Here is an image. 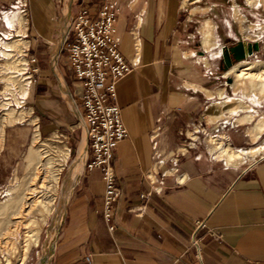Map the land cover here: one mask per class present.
I'll use <instances>...</instances> for the list:
<instances>
[{
  "label": "crops",
  "instance_id": "0c3cea01",
  "mask_svg": "<svg viewBox=\"0 0 264 264\" xmlns=\"http://www.w3.org/2000/svg\"><path fill=\"white\" fill-rule=\"evenodd\" d=\"M12 1L0 0V8ZM102 2L27 0L21 32L20 25L0 20V33L16 28L22 48L37 58L38 81L26 97L42 135L64 136L63 215L48 264H198L192 235L200 220L208 226L201 231L203 264H264V157L229 166L211 159L199 143L178 162L164 161L147 175L159 153L180 142L183 128L203 121L207 77L202 59L193 58L181 0H117V36L131 71L117 84L128 135L112 158L121 197L113 211L115 227L108 229L101 170L85 166L90 149L82 128L83 86L66 49L81 7L95 12ZM25 140L24 130H9L6 148L15 155Z\"/></svg>",
  "mask_w": 264,
  "mask_h": 264
},
{
  "label": "rangeland",
  "instance_id": "374dc122",
  "mask_svg": "<svg viewBox=\"0 0 264 264\" xmlns=\"http://www.w3.org/2000/svg\"><path fill=\"white\" fill-rule=\"evenodd\" d=\"M58 1L62 3L64 0ZM235 6L255 26L256 31L264 26V6L260 3L250 6L246 0H181L184 18L189 23L186 30L190 33L189 40L195 51L193 58L202 59L199 61L207 77L206 83L201 87L205 94L203 109L198 106L205 114V119L202 118L206 120L204 126L210 138L219 134L227 138L219 146L225 144L245 150L264 145V129L256 141L251 140L256 131L255 123L264 118V94L261 93L263 84L256 81L252 85L250 78L244 76L236 79L235 72L231 69L235 66L241 68L248 62L254 64L255 70L264 69V31L260 29L257 36H252L254 29L243 33ZM26 9L27 0H13L0 8V20L8 26L16 25L17 28L20 25L21 32L26 24ZM73 9L76 11L77 7L74 6ZM207 20L212 22L209 25L212 32L210 41L204 35L209 28L205 25ZM16 28L3 32L8 38L0 40V264H48L52 243L63 215L64 190L60 167L62 163L64 165L66 150L63 148L62 133L42 135L38 113L27 101L29 87L38 81L37 71L34 72L36 81L27 89L19 75L6 78L7 69L18 72L24 67L25 59L18 54L22 52L24 39L18 35L20 32ZM238 41L251 43L253 52L246 58L234 60L231 67L226 68L224 48L232 47ZM196 50L201 53H196ZM204 57H207V64ZM222 69L226 70L224 75L217 76V71ZM240 102H244L243 108L228 110ZM12 129L26 132V140L15 155L6 148L7 134ZM32 148L36 151L31 152ZM63 157L65 158L61 160ZM263 157L264 153H260L251 160L235 165L227 163L221 157L218 161L238 166L254 163ZM45 186H51V191L44 197L47 203L45 207L37 204L31 208H21L30 196L31 188H35L36 197H29L30 203L35 198H42ZM5 203L8 206L3 210L1 205ZM20 210L24 215L15 219L14 213ZM28 234L33 235L28 240L29 246L25 253Z\"/></svg>",
  "mask_w": 264,
  "mask_h": 264
},
{
  "label": "built area",
  "instance_id": "2783aa9c",
  "mask_svg": "<svg viewBox=\"0 0 264 264\" xmlns=\"http://www.w3.org/2000/svg\"><path fill=\"white\" fill-rule=\"evenodd\" d=\"M120 11L121 7L117 0H104L95 12L87 6L81 7L73 18L69 40L66 43L70 67L76 80L83 86L82 128L90 149L85 166L89 170L93 168L101 170L105 181L103 216L110 231L115 227L112 220L114 207L121 197V188L116 181L112 158L118 143L128 135L117 103V84L131 71L130 63L120 50V40L117 36ZM2 38L8 37L0 33V40ZM18 54L25 59L24 67L18 72L7 69L6 78L19 75L27 89L36 81L34 72L37 68L34 63L37 58L25 48ZM200 115L205 119L204 113L200 112ZM205 123L206 120L198 119L183 128L180 131V142L175 147L160 152L154 165L148 169L147 175L155 173L164 161L178 162L181 156L186 155L198 143L205 145L212 159L221 160L216 144L227 138L220 134L210 138ZM203 229H208L206 222L197 221L192 235V245L198 264H203L201 253ZM210 234L217 236L213 231ZM87 260L91 262L90 256H87Z\"/></svg>",
  "mask_w": 264,
  "mask_h": 264
},
{
  "label": "bare ground",
  "instance_id": "6f19581e",
  "mask_svg": "<svg viewBox=\"0 0 264 264\" xmlns=\"http://www.w3.org/2000/svg\"><path fill=\"white\" fill-rule=\"evenodd\" d=\"M246 1L250 6H255L259 3L264 6V0H246ZM234 10L236 12V15L240 17L241 27H242L241 29H242L243 33L247 32V31H251V29H254L255 32L252 36H257L261 32V30L264 31V26L259 27V30L256 31L255 26L251 25L248 22V20L241 14L238 6H235ZM205 25H207L210 28L209 25H212V22L210 20H207ZM209 28H208V31H206L204 33V35L206 37L205 39L207 41H210L211 37H212L211 28L210 29ZM231 71L235 72V75L237 77L236 79H238L239 77H242V76L249 77L252 85H254V83H256V81L261 82L263 84V87L261 89V93L264 94V69H261V70L256 69L255 70L254 64L251 62H248V63H244L243 67H241V68H238V66L233 67L231 69ZM244 106H245L244 102H240L237 105L232 106L228 110H233L236 108H243ZM255 129H256V131L254 132V134H252L253 136L251 138L253 141L257 140V138L259 137V135L262 132V129H264V118H260V120H258L255 123ZM216 145H218V144H216ZM218 148H219L218 156L221 157L222 159H225L227 163L234 164V165L239 164L245 160H251L254 156H256L260 153H264V145L258 146V147H251V148L245 149V150L235 149V148H232L229 145H225V144H222L220 146L218 145ZM32 150L36 151L34 148L31 149V152H32ZM83 155H85V144H84V142L80 148V156H83ZM42 185H44L43 181H42ZM45 189H46V191L43 192L42 198H37V199L35 198V200H33L34 202L30 203L28 200L29 197L30 198L36 197L35 188H31L30 196L24 201L23 205H25V206L21 205V208H23V207H25V209L27 207L31 208L33 205H37V204L42 206V207H45L47 203H46V200L44 199V197H46L48 195L49 191H51V186H45ZM7 206L8 205L6 203L4 205L3 204L1 205V207H3V210L6 209ZM14 214H15V216H14L15 219L21 218V216L24 215L23 211H21V210L16 211ZM30 233H31V231H30ZM28 235L29 236L26 238V241H28L30 239L31 235H33V234H28ZM35 241H36V239H35ZM28 246H29V241L25 244V249H24L25 253L27 252ZM41 261H43V260H41Z\"/></svg>",
  "mask_w": 264,
  "mask_h": 264
},
{
  "label": "water",
  "instance_id": "95a60500",
  "mask_svg": "<svg viewBox=\"0 0 264 264\" xmlns=\"http://www.w3.org/2000/svg\"><path fill=\"white\" fill-rule=\"evenodd\" d=\"M253 45L246 41H238L232 47L224 48V61L225 67L228 68L233 64L234 60H239L248 57L253 52ZM225 69L218 70L216 75L221 76L224 75Z\"/></svg>",
  "mask_w": 264,
  "mask_h": 264
}]
</instances>
